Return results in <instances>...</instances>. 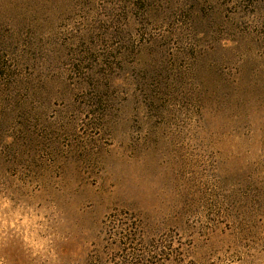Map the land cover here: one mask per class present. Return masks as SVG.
Masks as SVG:
<instances>
[{
	"label": "rangeland",
	"instance_id": "374dc122",
	"mask_svg": "<svg viewBox=\"0 0 264 264\" xmlns=\"http://www.w3.org/2000/svg\"><path fill=\"white\" fill-rule=\"evenodd\" d=\"M0 264H264V0H0Z\"/></svg>",
	"mask_w": 264,
	"mask_h": 264
},
{
	"label": "trees",
	"instance_id": "16d2710c",
	"mask_svg": "<svg viewBox=\"0 0 264 264\" xmlns=\"http://www.w3.org/2000/svg\"><path fill=\"white\" fill-rule=\"evenodd\" d=\"M160 256V255H159Z\"/></svg>",
	"mask_w": 264,
	"mask_h": 264
}]
</instances>
